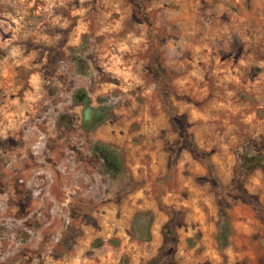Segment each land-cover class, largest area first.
Returning a JSON list of instances; mask_svg holds the SVG:
<instances>
[{"label":"rangeland","instance_id":"374dc122","mask_svg":"<svg viewBox=\"0 0 264 264\" xmlns=\"http://www.w3.org/2000/svg\"><path fill=\"white\" fill-rule=\"evenodd\" d=\"M254 153L264 0H0V264H264Z\"/></svg>","mask_w":264,"mask_h":264},{"label":"trees","instance_id":"16d2710c","mask_svg":"<svg viewBox=\"0 0 264 264\" xmlns=\"http://www.w3.org/2000/svg\"><path fill=\"white\" fill-rule=\"evenodd\" d=\"M90 151L101 162L104 171L108 175L114 177L121 172L122 168L119 156L110 146L96 142ZM241 166L246 170L256 166L264 167V156L256 153L245 155L241 161Z\"/></svg>","mask_w":264,"mask_h":264},{"label":"water","instance_id":"95a60500","mask_svg":"<svg viewBox=\"0 0 264 264\" xmlns=\"http://www.w3.org/2000/svg\"><path fill=\"white\" fill-rule=\"evenodd\" d=\"M98 114L99 112L97 109L91 107L90 105H86L83 109V120L88 124L93 118H96Z\"/></svg>","mask_w":264,"mask_h":264}]
</instances>
